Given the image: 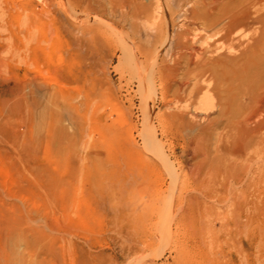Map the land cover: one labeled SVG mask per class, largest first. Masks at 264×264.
I'll list each match as a JSON object with an SVG mask.
<instances>
[{"label":"rangeland","instance_id":"obj_1","mask_svg":"<svg viewBox=\"0 0 264 264\" xmlns=\"http://www.w3.org/2000/svg\"><path fill=\"white\" fill-rule=\"evenodd\" d=\"M112 1L117 31L69 0H0V264L19 233L34 264H264V233L241 227L227 194L191 218L200 183L160 101L153 125L178 179L148 169L136 61L159 43L130 0ZM162 1L172 33L189 23L187 0Z\"/></svg>","mask_w":264,"mask_h":264},{"label":"bare ground","instance_id":"obj_2","mask_svg":"<svg viewBox=\"0 0 264 264\" xmlns=\"http://www.w3.org/2000/svg\"><path fill=\"white\" fill-rule=\"evenodd\" d=\"M69 1L83 5L85 21L93 19V30L96 25L118 30L107 9L112 0ZM130 5V18L144 19L147 37L159 43L156 51L141 52L143 61H136L143 65L138 71L142 144L158 161L149 162L148 169L162 166L170 170L174 182L178 179L172 156L163 149L164 131L158 133L153 125L154 105L160 101L177 136L176 145L189 161L186 167L200 183L199 191L188 197L191 218L211 208L216 194L223 192L241 227L264 233V0H187L183 19L189 23L174 33L165 23L169 6L162 0L154 6L130 0ZM159 13L164 19L155 29ZM119 16L129 15L119 9ZM169 40L174 51L166 59L160 52ZM171 152L175 153L173 147ZM11 241L8 264H34L24 258L26 237L19 233Z\"/></svg>","mask_w":264,"mask_h":264}]
</instances>
